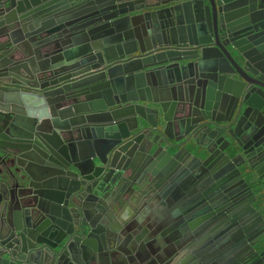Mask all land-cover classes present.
<instances>
[{
  "label": "water",
  "instance_id": "water-1",
  "mask_svg": "<svg viewBox=\"0 0 264 264\" xmlns=\"http://www.w3.org/2000/svg\"><path fill=\"white\" fill-rule=\"evenodd\" d=\"M1 164L0 264L95 262L127 200L170 215L147 264H264L262 218L227 248L189 215L264 189V0H0Z\"/></svg>",
  "mask_w": 264,
  "mask_h": 264
},
{
  "label": "flooded vegetation",
  "instance_id": "flooded-vegetation-1",
  "mask_svg": "<svg viewBox=\"0 0 264 264\" xmlns=\"http://www.w3.org/2000/svg\"><path fill=\"white\" fill-rule=\"evenodd\" d=\"M258 170L261 175V169ZM245 181L248 187L239 183L235 176L206 183L208 199L206 196H196L195 206L189 211L190 222L196 226L195 230L212 232L218 240L223 236L228 237L226 240H220V245L227 248H231L230 243L233 242L231 236H236L239 243L243 242L244 238L246 240L248 237H253L263 225L264 189L250 176H245ZM262 243H264V234L260 237L261 250L264 249ZM213 246L209 247V251L220 252V246Z\"/></svg>",
  "mask_w": 264,
  "mask_h": 264
},
{
  "label": "crops",
  "instance_id": "crops-1",
  "mask_svg": "<svg viewBox=\"0 0 264 264\" xmlns=\"http://www.w3.org/2000/svg\"><path fill=\"white\" fill-rule=\"evenodd\" d=\"M18 36L16 35L13 38L19 42L27 40L25 34L23 33ZM6 164L11 167L10 160H7ZM2 174L3 166L1 164L0 175ZM147 204L151 206V198L147 201ZM120 205L121 206L114 212V216L110 219V228L113 233L117 235V238L119 237V240L117 239L118 242L113 241L111 246H107L108 248H102V252H98L96 261L91 264H130L128 262V257L134 258L136 264H147V260L142 257L143 255H149L153 258L168 248L167 245L169 242L167 240H161V242L153 244L145 239L142 240L141 245L139 242L134 245L130 236H135L143 228H146L149 233L154 232V234H157L159 230L158 228L161 227L160 225L163 224V222L167 220L170 215L166 214V218L163 216L160 217L156 210L155 215H149V213L141 214L139 212L143 210V205L138 206L135 202L130 200L121 202ZM140 215L143 218H140ZM94 242L98 245L97 240ZM155 264L159 263L155 262Z\"/></svg>",
  "mask_w": 264,
  "mask_h": 264
}]
</instances>
